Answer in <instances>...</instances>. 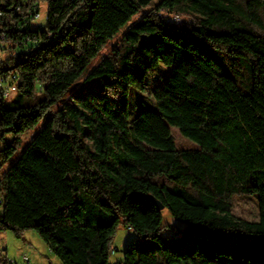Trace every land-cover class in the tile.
<instances>
[{"label":"trees","instance_id":"16d2710c","mask_svg":"<svg viewBox=\"0 0 264 264\" xmlns=\"http://www.w3.org/2000/svg\"><path fill=\"white\" fill-rule=\"evenodd\" d=\"M35 5L48 20L28 31L54 36L16 64L0 61V75L15 71L16 91L31 99L0 100V170L45 122L0 176V234L33 229L61 264H110L125 225L135 237L117 264H264V0H0L10 48L21 35L8 31L13 10ZM161 64L170 71L150 89L155 108L130 118V83L142 89ZM172 129L198 147H179ZM138 194L183 226L164 224ZM252 195L258 220L235 216L234 197Z\"/></svg>","mask_w":264,"mask_h":264},{"label":"rangeland","instance_id":"374dc122","mask_svg":"<svg viewBox=\"0 0 264 264\" xmlns=\"http://www.w3.org/2000/svg\"><path fill=\"white\" fill-rule=\"evenodd\" d=\"M45 6H43V9ZM42 9V11H43ZM41 11V12H42ZM136 20V18L130 19L126 24H124L119 31L113 36L111 42L106 43L90 60L86 68L83 70L82 74L76 79V81L71 85V88L77 87L86 77V75L98 64V62L109 53L110 49L122 36L123 32L128 29V27ZM181 21H184V17L181 16ZM36 24L43 26L45 22L43 20L37 21ZM8 54V51H5L2 56H0V61ZM169 67L161 64L157 70L153 71V74L148 78L143 88L135 86L133 83H130L129 89V109H130V118L134 116L137 110L140 109H154L155 103L151 98V88L155 83L159 82L161 79L165 78L169 73ZM70 91L61 99H59L53 106L52 110H56L62 107L67 97H69ZM0 95V100H1ZM31 99L20 96L16 92H12L8 97L3 98V104L5 107H14L21 103H28ZM45 122V118L42 119L26 136L22 138L21 144L16 152L10 157L7 163L0 170V176L3 172L13 163L21 154L25 146L30 142L31 138L42 128ZM238 120H234L232 123H237ZM172 132L176 138L177 144L179 147L183 148H197L198 144L188 138H185L179 134L175 129H172ZM156 181L159 184L166 185L169 189L175 187L179 184L173 180L168 179L164 175H159L156 177ZM233 214L237 217H243L250 221L258 220V203L256 195L247 196V197H234L233 199ZM162 221L164 224H170L176 227H182L183 223L175 219L166 208L162 209ZM168 236H176L177 234L174 231L165 232ZM135 237L134 232L125 225H120L112 239V247H115L117 250L110 254L109 263L117 264L122 262L124 259V249L128 242ZM180 244H183L185 241L183 237L180 236ZM26 255L29 259L30 264H61V262L49 251L46 244L42 241L40 236L33 229L25 230L21 236L14 234L12 230H7L0 234V258H9L15 259L16 264H25L22 260V256Z\"/></svg>","mask_w":264,"mask_h":264},{"label":"built area","instance_id":"2783aa9c","mask_svg":"<svg viewBox=\"0 0 264 264\" xmlns=\"http://www.w3.org/2000/svg\"><path fill=\"white\" fill-rule=\"evenodd\" d=\"M40 6H32L25 7L23 10L20 6H17L12 14L15 13L19 14V21L14 22L11 21L10 24H8V31H16L20 30V36L16 37L12 44L13 48L9 47V43L6 42L5 36L6 31L0 30V56L3 55L5 51H8V54L5 56L11 57L14 61V64L18 62L19 56L22 52L28 53L32 50L33 47L37 46L39 43L48 41L53 38L54 33L51 31H46L45 38L42 39L41 35L34 36L33 33L28 31V29H34L37 30H43V26H40L39 24H36L37 21L43 20L46 22L48 20V15L46 13V10L43 9ZM156 14H161V10H158L155 12ZM3 14L0 11V19L2 18ZM172 20L176 23L181 22V16L179 14H175L172 16ZM23 30H26L27 32H23ZM40 33V32H39ZM4 57V58H5ZM18 74L15 71H11L7 73V75H0V95L1 97H8L12 92H16L18 88ZM4 207V200L3 196L0 193V213L2 212ZM116 248L114 247L112 249V253H114ZM22 260L25 264H30L28 257L24 254L22 256ZM17 261L15 259H9L7 258L5 262H0V264H16Z\"/></svg>","mask_w":264,"mask_h":264},{"label":"water","instance_id":"95a60500","mask_svg":"<svg viewBox=\"0 0 264 264\" xmlns=\"http://www.w3.org/2000/svg\"><path fill=\"white\" fill-rule=\"evenodd\" d=\"M144 38H142V41H143ZM138 196L140 197H143V198H146L148 200H150L152 203H154L160 210L164 208V205L158 201L157 199H155L152 195H149V194H146V195H141V194H138Z\"/></svg>","mask_w":264,"mask_h":264}]
</instances>
